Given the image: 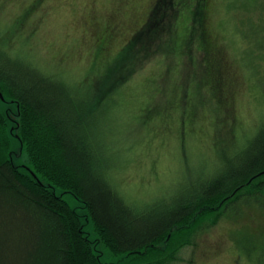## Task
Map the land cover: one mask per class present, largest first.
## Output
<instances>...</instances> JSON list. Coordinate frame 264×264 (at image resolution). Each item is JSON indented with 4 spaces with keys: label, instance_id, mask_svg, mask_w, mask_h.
<instances>
[{
    "label": "trees",
    "instance_id": "trees-1",
    "mask_svg": "<svg viewBox=\"0 0 264 264\" xmlns=\"http://www.w3.org/2000/svg\"><path fill=\"white\" fill-rule=\"evenodd\" d=\"M26 2L0 0V264H172L222 219L240 220L236 215L247 209L264 218V109L247 149L228 159L238 146L239 135L228 125L234 124L243 77L253 80L264 105V19L231 21L235 43L245 28V39L254 40L253 46L237 42L236 62L216 34L214 0H168L163 6L155 0L140 30L128 34L116 54L113 39L124 38L125 27L110 22L109 29L106 19L95 27L93 15L88 24L95 29L86 31L88 62L74 74L66 71L67 52L62 65L47 68L26 50L35 46L37 21L46 16L40 11L49 12L50 0ZM232 4L253 10L249 0H230L229 12ZM11 10L13 17L2 24ZM222 28L228 30L226 22ZM152 52L176 54L195 65L191 87L177 84L182 134L187 120L189 134L195 132L194 119L206 111L216 127L228 126L223 133L229 151L225 164L223 158L212 168L199 165L148 204L128 199L115 186L105 127L118 96ZM152 105L153 100L145 107L147 116H140L144 122L154 113ZM250 233L241 235L246 252L264 260V231Z\"/></svg>",
    "mask_w": 264,
    "mask_h": 264
},
{
    "label": "rangeland",
    "instance_id": "rangeland-1",
    "mask_svg": "<svg viewBox=\"0 0 264 264\" xmlns=\"http://www.w3.org/2000/svg\"><path fill=\"white\" fill-rule=\"evenodd\" d=\"M30 1L27 0L26 5ZM130 1L131 3L126 2L123 5L124 3L118 0H70L67 3L62 0L60 2L50 0L49 12L40 11L46 15H44L45 18L35 20H38V32L35 42L33 40L35 46L32 49L27 47L26 50L35 55L36 62L47 68L57 63L61 64L62 59H65L61 58L63 57L61 54L65 56L67 52L69 62L64 63L67 67L66 71H72L74 74L82 73L83 66L88 62L86 47L89 44H87L86 31L92 32L101 22L104 24L105 19L106 26L111 22V26L125 27L123 32L126 36L122 39L115 36L113 39L114 42L117 41L116 44L113 42L111 53L116 54L123 45V39H128V34L135 35L140 30L141 22L150 16L156 3L155 0ZM215 1L213 22L215 30L218 31L216 34L220 36L221 41L227 43L231 56L238 62L237 42L241 44L244 40L253 46L254 40L245 39V35L248 34L245 28L241 36L238 33L235 43L231 37L232 22L238 23L248 18L260 22L264 19L262 17L264 16V0H249L253 2V10H249L247 5H244L249 12L246 8L241 9L240 6L232 4L231 11L234 14L227 9L230 0ZM118 2L122 6H119ZM119 9L122 10L119 11ZM13 11L11 10L9 16L2 18V24L10 21ZM93 15H95L94 28L90 24ZM225 17L228 20L222 21ZM224 22L229 27L228 30L222 28ZM111 26L109 25V29ZM121 35L123 36L122 33ZM7 47L12 52L13 44ZM150 54L149 59L141 68L136 69L130 77V82L118 96V105L105 127L108 147L110 146L109 153L114 163L113 182L124 196L137 202L151 199L162 189L166 191L168 188L164 186H169L168 184L176 182L180 177H187L192 171H197L199 165L201 170H204V168H212L211 165L215 164L217 159H223L229 151L227 139L223 133L228 126L231 132L239 135L235 139L237 149L231 150L228 159L241 155L242 151L247 149L250 134H253L260 126V121L257 119L261 110L264 109L263 103L258 99L260 94L255 83L243 77L244 89L236 96L233 126L225 125L222 129L220 123L216 127L213 116L202 110L198 112L201 118L198 116L197 120L194 119L195 132L189 134L188 125L190 124L187 120V131L183 135L181 118L175 107L176 98L180 94L177 84L182 87L184 85L191 87L194 83L192 75H194L195 65L191 60L180 62L181 57L176 54L170 56L160 52ZM151 88L156 90L151 92ZM171 98L169 102L172 101V107L169 108L166 104ZM151 100H153V108L150 109L152 110L150 114L154 113L144 122L140 116L143 112H146L145 116H147L149 109L145 111V107ZM184 104L185 99H183ZM124 109L136 118H129ZM218 127L219 132L216 136ZM214 139L215 145L212 146ZM185 140L187 143L184 142ZM185 147L187 150L183 151L182 148ZM186 152H189V155ZM226 158H224V164ZM152 201L153 199L145 203L151 204ZM249 206L253 208L256 205L255 203L244 204L241 208L245 209ZM236 217L241 219L234 220L232 217L229 220L222 219L216 226L202 233L198 239V246L194 249L190 247L182 249L180 259L172 264H264L263 256L259 257V261L251 252H246L245 241L241 239L243 234L264 231L263 216L254 209H247L243 216L236 215Z\"/></svg>",
    "mask_w": 264,
    "mask_h": 264
},
{
    "label": "snow or ice",
    "instance_id": "snow-or-ice-1",
    "mask_svg": "<svg viewBox=\"0 0 264 264\" xmlns=\"http://www.w3.org/2000/svg\"><path fill=\"white\" fill-rule=\"evenodd\" d=\"M168 3V0H159V5L163 6Z\"/></svg>",
    "mask_w": 264,
    "mask_h": 264
}]
</instances>
